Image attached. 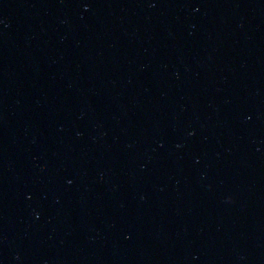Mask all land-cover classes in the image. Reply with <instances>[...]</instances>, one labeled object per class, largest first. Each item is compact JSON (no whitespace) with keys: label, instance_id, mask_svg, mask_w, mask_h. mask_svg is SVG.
<instances>
[{"label":"water","instance_id":"95a60500","mask_svg":"<svg viewBox=\"0 0 264 264\" xmlns=\"http://www.w3.org/2000/svg\"><path fill=\"white\" fill-rule=\"evenodd\" d=\"M0 264H264V0H0Z\"/></svg>","mask_w":264,"mask_h":264}]
</instances>
